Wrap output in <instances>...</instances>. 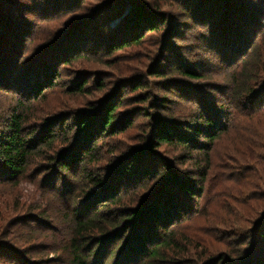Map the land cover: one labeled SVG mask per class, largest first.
<instances>
[{
	"label": "rangeland",
	"instance_id": "obj_1",
	"mask_svg": "<svg viewBox=\"0 0 264 264\" xmlns=\"http://www.w3.org/2000/svg\"><path fill=\"white\" fill-rule=\"evenodd\" d=\"M231 1L258 12L228 32L216 14L203 22L184 0L0 2L13 29L0 32L10 45L5 54L0 50V74L8 73L0 75V140L18 105L25 135L55 136L16 180L0 175V264L64 262L72 217L86 205L95 213L107 203L94 202L107 185L116 188L111 199L120 197L106 209L110 217L145 207L167 187L177 193L186 209L169 225L171 246L159 264H244L245 258L264 257V244L255 238L264 227V12L260 0ZM131 21L138 30L144 26L139 44L102 46L125 36ZM147 22L160 23L157 31ZM78 46L71 64L56 59ZM48 67L58 76L54 87L43 86V97L38 92L29 100L26 89L35 84L26 82L44 79ZM245 76L253 94L236 102L232 80ZM110 104L121 105L113 126L93 136L97 158L85 162L90 176L104 183L84 181L75 164L60 174L54 157L77 148L78 122L90 118L87 128L102 130ZM207 118L223 133L206 142L201 123ZM193 127L203 132L195 137ZM164 137L169 141L160 142ZM186 179L194 185L192 199L178 184ZM127 234L111 264L132 246L134 229L125 228L116 242Z\"/></svg>",
	"mask_w": 264,
	"mask_h": 264
},
{
	"label": "trees",
	"instance_id": "obj_2",
	"mask_svg": "<svg viewBox=\"0 0 264 264\" xmlns=\"http://www.w3.org/2000/svg\"><path fill=\"white\" fill-rule=\"evenodd\" d=\"M13 1L14 0H0V2L7 3H12ZM71 1L72 0H69V4ZM184 1L186 5H193L195 17L200 18L203 22L206 19L208 21L212 14H216L218 16L217 18H220L219 20L222 21V25H224L223 31L227 32L234 31L235 28L239 26V21L242 18H244L245 21L250 16H255V13L258 12V10H251L250 12H247L243 11L241 8L237 9V6H235V4L233 5L231 0H191L192 4L188 3L190 0ZM260 4H262L260 12H264V1L260 0ZM1 11L2 10L0 8V32H2V35H5L6 32L7 34L13 32V29L7 25L8 21L6 19H8V15H4ZM138 16L139 19L143 17L141 13H139ZM10 24L13 26L14 22L12 23L11 21ZM80 24L84 23L81 22ZM136 24L137 22L131 21V25L128 29L129 32L125 36L121 37V39L119 38L118 40L113 39L108 42L105 41L102 43V46L104 45L105 47L106 44V46L108 45L110 49L115 50L117 44L123 43L121 47H126L131 44H139L143 38L138 37V35L144 26L138 30L135 28ZM159 24L160 23L156 22H147L146 26L150 27L148 28L149 30L155 32L157 31ZM212 32H214V30ZM2 37H0V50L3 54H5L10 45L6 39L2 40ZM100 44L101 42H99L97 47H99ZM79 49L80 46H78L77 49L75 48L70 50L67 54L66 50H64L65 54L56 59H64L65 65H69L72 60L77 59V57H74L77 55L71 56L70 54H75ZM252 52L255 51L252 50ZM79 58L80 57H78V59ZM246 64L247 63H245V65ZM45 66L47 65L45 64ZM5 73L6 72H2L1 74L4 75ZM184 73L187 74L188 77L194 76V74L190 71H185ZM55 74L56 73L53 71V68H49L48 74L44 79L37 81L29 80L26 82H32L35 84V87L28 86L26 89L28 99H35L36 97H34V95L38 94V92H40V97H43L45 93L41 92L43 86L47 85L49 86V90H51L54 87L52 79L58 78ZM153 74L154 73H152V75ZM5 76H8V73H6ZM245 77L246 78L244 80H232V93L236 102L237 99H240L242 96L250 95L251 93L253 94V88L251 86H247L248 78L247 76ZM85 85L86 82L81 83L78 90H82ZM112 105L113 104L106 106L105 111L102 114V118L100 120L102 130H96V133H92V131L87 128L90 118H82L78 122L79 129L77 133L80 135L78 136L79 138L76 144L77 148L70 154L64 155L65 153H63L59 160L54 157L56 160V167L60 174L65 173V171H69L71 166L75 164L78 166L77 176H80L84 181H89L95 185L104 183L103 180L90 176L89 172H87L85 168V162L91 163L97 158L94 155L97 144L89 143L93 136H97L99 132H103V130L113 126V122L115 120L114 113L121 107V105L118 104L114 108H111ZM18 107L19 109L15 111L16 113H12L8 119L9 121L7 120L8 123L6 131L2 133V139L0 140V175L3 173L4 178L10 181H14L23 175L27 170L30 159L42 155L45 146L51 145L55 139L53 133H41L37 136L34 135L33 132H28V134L25 135L23 126L24 119L21 116L22 105H18ZM237 107H235L234 110L239 111V108ZM259 109V112H264V110L261 111V108ZM201 125L208 130L203 132L202 128L193 127L192 134L196 137L199 133L203 132V138L205 137L204 141L206 142L215 140L223 133V129L218 127V123L210 121L209 118L202 119ZM49 131L52 130H47V132ZM168 141V137H164L160 140V142ZM186 142L189 143V141L184 140V143ZM183 146L186 145L184 144ZM195 147H198L196 150L200 151L204 149L202 144ZM140 155L141 154L135 155L131 164L128 167H124L122 172L126 173L130 170L131 165L134 162H137ZM72 177L74 179L76 176H73L72 174ZM178 184L181 191L185 195L189 196V199L197 196L195 194L193 195L192 187L194 185L191 184L190 179L181 181ZM115 193V186L107 185L104 192L99 190L97 192L98 195L96 194V198L94 197V202H102V200H105L107 203L99 204L95 213L90 212L89 208L91 205L89 204L86 205V207L84 206L85 209L82 210L81 213L78 212L74 214V217L71 219L73 229L72 237L64 248L65 251L68 252V258L64 262H60L58 264H111V261L115 259L117 250L120 249L124 240L128 236V234L124 235L120 241L116 242L125 228L129 231L134 229V236H136L130 249L126 251L124 257H119V259L115 262L116 264H159L166 262V257H164V252L162 251L163 249L171 246L172 236L174 234L173 231L169 229V225L174 223L186 209V207L184 208L181 206L177 193L167 187L163 190H159L154 198H151L145 207H141L140 209L134 211L131 210V212H122V214H119L117 217H110L108 212H106V209H108L111 204H116L120 201V197L111 199ZM92 207L93 205L91 208ZM94 231H97L98 234L96 239L92 234ZM255 238H257L259 245H261V243L264 244V227H258ZM244 260L245 261H242L244 264H250V261L251 264H264V257H258L255 259L248 257Z\"/></svg>",
	"mask_w": 264,
	"mask_h": 264
}]
</instances>
